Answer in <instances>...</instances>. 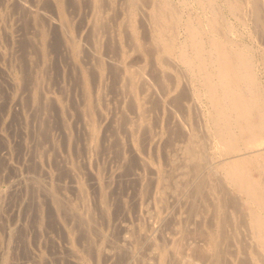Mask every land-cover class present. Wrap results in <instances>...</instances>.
<instances>
[{
	"label": "bare ground",
	"instance_id": "bare-ground-1",
	"mask_svg": "<svg viewBox=\"0 0 264 264\" xmlns=\"http://www.w3.org/2000/svg\"><path fill=\"white\" fill-rule=\"evenodd\" d=\"M72 1L77 2V0H72ZM46 2H48V1H46ZM55 2L57 3V15L55 13L56 11L55 12L52 11V13L54 12L55 16H57L56 17L57 19L55 18L56 19L55 21H53L54 18L53 19L51 18L52 15L51 16L49 15L50 12L48 13L45 9H42V10L39 9V10L35 11L32 15L28 14L27 16H29V15L31 16V18L29 17L28 20L31 21V22L30 21L29 22L31 23V26L33 27L34 31H36V34H39V36H38L39 39L38 40L36 39L38 42L40 39H41V41H43L44 39L45 40L48 39L46 37H47V34L49 32L47 31V33H46L45 30H47V29L44 30L45 26L43 28V24H44L43 22L47 21L46 23L52 24L58 31V38L61 41V43H60V41H59V43L60 44L63 43V45L66 47L65 50L68 51L69 48L71 49V45L72 44L74 45V38H73V35L70 31V26H69L70 20L67 19L66 14L63 10V7L66 5V3H65V5H63L64 2H62V0L61 1L55 0ZM73 2H72V4H73ZM84 2L83 3L86 5L85 7H87L88 11L91 12V19L88 21L87 29L85 27L86 33L83 36L85 38V43H83V45H81V46L78 45L76 51L77 52L81 51L80 53H83L85 55V57H87L86 59H88L89 66H91L90 67L91 69L89 68V66L87 67V69L88 68L90 69V71L88 72V70H87V72L89 74H90V72L92 73L91 78L93 77L94 78L93 81H95L96 84L98 85L97 89L102 86V89L101 88L100 89L103 91V89H104L103 86L107 87L106 85H109V89L111 88V91L112 92L115 91V93H117V95L118 94H120V95L124 94V95L128 96V98H129L128 104H130L132 106L133 113L135 112V116L131 115V114H133V113H131L130 114L131 119L127 118L129 115L127 116L125 113H127L128 110H131V109H126L127 111L125 112V109L122 106L125 102L124 100H123V102L121 101L122 99L119 100L122 102V104H120L121 102L119 103L121 105L120 107H118V105H117V107L120 110V111L118 110V112H119L118 115L121 114V116H118L116 119H118L119 117L120 118L123 117L122 120L124 121V123L120 119L121 123L119 122L120 123L119 126L121 125V127H122V123H123V128L125 131L124 136H126V134H127V136L131 134V136H130V141H131L132 139H134L133 133L136 132V134L139 135V133L142 132L143 134L145 133L144 135L146 136V132L148 131V128H149L148 123L149 122L147 121L146 117L143 118V115L146 113V111L149 108L146 110V108H144V107H146V105L145 106L143 105V104H145V103H143V100L139 101L138 99L145 94L144 95L145 97L142 99H144V100L148 99L147 100L148 102H149V100H151V102H152V100L155 99V102L157 103L156 99L160 100V102H161L160 98H162V97H161L160 93L161 94L167 93L169 105L167 103L164 105H166L167 109L166 108L165 109L169 111L170 115H167V116L165 115L164 118L167 117L165 119V121H168L167 119L169 118V121L167 124H169V123L170 124L167 126H169V128L171 129V132L169 131L170 130L169 129L168 132L170 133V135L168 133V135H167L168 137L166 136L167 138L162 137V139H163L162 141H164V139H166V141L167 140L170 141L171 139H173L174 140L173 143H175V146L170 149V146L172 145V141H170L171 144L167 145V146H169V149H167V148L166 149L171 150V151H167L166 156L164 157V158H166V160L164 159L166 162L165 163L166 166L164 165L166 167V169H165V167L163 169H165L166 171H160L161 169L157 170L156 168L155 169L150 168L152 172L154 171V173L155 172L158 173V175L161 177V179L164 182H166L168 180V182H166L165 184L168 183L169 185H167V186L165 184L163 185V186H165L166 189L169 190L168 186H170V190L168 191L169 193L163 187V189L165 190V191L164 190L163 191L167 193V194H164V192L161 189L162 188V185H161L162 181L160 183H158V181H160V180H158V178H157V180H158L157 184L161 185V188L159 187V189H160V191L163 192V195H164V197H163L164 199H162V201L160 200L161 203L162 202L166 203L165 198L167 196L165 197V195L170 194L169 197H171V200L174 201L172 203H175V205H178L180 207L179 204H182V203L181 202L179 203V201H183V204L185 202L184 205H186V204L188 205V210L193 209V207L199 201H201L200 203H198V205L201 204L206 210L201 205H200L202 207L201 212L203 214L200 212L201 209L197 208L198 207L197 205L195 206L196 207L195 209H197V210L200 209L199 212H200V215H202V217L200 216L202 218V220L204 219L203 215H204V217H206L209 215L208 214L209 212H212V214L210 213L211 215H209L211 217L210 222H208L209 221L208 220L206 223L207 224L209 223L210 227L215 229V231H213V232L207 231L205 229L206 227L205 228L203 227V226H207V225H203L202 227H198L201 229L202 228L205 229V230H201L200 233H199V230H198V233H197V231H194L197 235L200 234V236L203 240V241L202 240L201 241L203 243L202 242H199V243L195 242L196 244L192 243V245H187L188 247L184 246V245H182L180 247L178 244H176V241H177L176 237L178 235V239H179V233L180 232L178 233L176 231L178 234L175 233V234H177L176 237L175 236L173 237L172 235H171L172 237L170 236L171 238H174V239L172 240L170 238L169 241L171 242V244L168 246H165L166 249L161 247L162 244L159 243L161 245V246H159V247H161V249H160L161 252H159V254L156 252L157 253L156 256L157 255L158 256H157L156 261L154 260L155 263H153V264H165L166 261L168 260V257L170 260V261L168 260L169 264H231L232 260H230V258H228V253L229 252L231 253V251L232 252L237 251V252L241 253L240 255H238V258L240 261L237 258V260L240 262V264L241 263L242 264H264V148L261 146L262 138L264 137V92H263L264 90L262 91L259 84H258V78H257L258 76H257V72H256V65H257L256 62L258 60L254 61L253 53H251V49H249V47L247 46L248 43L247 42H246L247 44L242 43V42H244L242 40L243 38L239 39L238 37L233 36L234 34H232V31L235 29H233L232 23L228 19L229 17H227L228 15L231 16L233 18L232 20H236L237 22H240V25H241V23L247 21L249 23L250 27L252 28V32L258 34V31L261 32V30L263 29V26H261L262 25L261 23H264V21L262 19V17L264 18V0H84ZM19 3H20V5H22L21 1H19L18 3L16 2V4H18V5H19ZM80 3H81V0H80ZM24 4L22 5V8H24L23 7ZM26 4H25V6H26ZM69 4H71V3H69ZM31 7H33V6H31ZM27 8H28V6H27ZM27 8H25V11H27L28 13H31L32 10L29 12V10ZM36 8H38V7L36 6ZM40 8H41V6H40ZM54 8H55V6H54ZM32 9L34 10V8H32ZM23 11H24V9H23ZM72 12H73V10H72ZM118 15H120V16H118ZM117 17H119V18L117 21H115L114 18L117 19ZM134 19L138 22V25L140 26L139 30L141 32V37L143 38L142 40H144V42H145L144 43L145 47H146L145 50H144V44H143V46L141 44V43H143V41L142 42L139 41L138 33H137L138 30L136 31L135 25L133 24ZM110 20H112L113 22L115 21L116 23L112 24L110 22ZM261 21H263V22H261ZM243 25L241 27H243ZM53 26L51 28H53ZM83 26H84V24H83ZM111 26H112V28H111ZM22 27H24V26H22ZM46 27H47V25H46ZM234 27H235V25H234ZM77 28H80V27H77ZM235 28H238V27H235ZM50 32H52V31L50 30ZM252 32H249V33L251 34ZM32 33H33V31H32ZM36 34H34V35L36 36ZM31 35H33V34H31ZM101 35H102V37H101ZM235 35H236V33H235ZM27 36H28V34H27ZM251 37H253V36L251 35ZM240 38H241V36H240ZM253 38H252V40H254ZM29 39H30V41L33 40L31 38H29ZM241 40H242V42H241ZM53 42H54V40H53ZM45 45H46V41H45ZM61 47H62V45H61ZM38 49L40 50V46H39V48L37 47V50L36 49L35 50L38 51ZM256 49H254V50H256ZM44 51H45V49H44ZM67 53H68L67 56H69L70 53L69 52H67ZM139 53H141L142 55H139ZM132 54H138L139 56H142L143 60H139V62H137L136 64L131 63V62L129 63V61H127V60H129L130 57H128V56H131ZM64 56H65V54H64ZM127 57H128V59H126ZM142 57H140V59H142ZM43 58H44V56H43ZM28 59H29V57H28ZM69 60H71V59H69ZM26 62H27V60H26ZM72 62H73V64H75L74 61H72ZM147 63L154 65L156 67L155 73L148 74L149 72L146 71ZM39 64H40V62H39ZM27 65H28V63H27ZM46 67H47V65H46ZM69 67H70V65H69ZM72 67L74 70H76L75 67L72 66V64H71V68ZM31 72H32V70H31ZM40 73H42V72H40ZM38 76H40V75L38 74ZM91 78L89 77L88 79H91ZM149 80H151L153 82V88H150L151 85L149 87H146V85H147L146 83ZM103 81L105 82V84L103 83ZM33 82H36V80H34ZM81 83H82V81H81ZM90 83H91V81H90ZM82 85H81V87H82ZM92 85H93V87H95L94 82L92 83ZM148 88H150V89H148ZM136 89L138 90L137 92H142V91H140L141 89H143L144 91L146 90V91L144 93L143 92L141 93L142 96H140V95L137 96ZM170 89H172V91L170 94H168L167 91H169ZM82 92L84 93L83 98L85 99V101H84L82 98V100L84 101V104H85L84 113H85V116H87L89 118V105H88L89 94H88L86 89L85 90L83 89ZM97 92L98 91H96V95H94L95 92L93 94V96H94L93 105L94 106H97V103L99 102L98 98H100L99 96H97V95H99L98 93L100 92V90L98 93ZM83 93H82V95H83ZM115 95L116 94H114V96ZM102 96H103V94H102ZM44 97H45V95H44ZM122 97L123 96H118L117 98H122ZM152 97H153V99H150ZM165 98H167V97H165ZM128 100H127V102H128ZM164 101H167V100H164ZM45 102H46V99H45ZM43 103H44V101H43ZM156 103H155V105L157 107L158 104H156ZM36 105H38V104H36ZM153 105H154V103H153ZM153 105L151 104V106H153ZM128 108H130V107H128ZM160 108L162 109L164 107H160ZM144 109L146 111H144ZM97 111H98V109H97ZM143 111L145 113H143ZM177 113H179L181 118L179 117V115H178V117L176 116ZM164 114H166V112ZM81 116H82V113H81ZM133 116L138 117L137 118L138 120L135 119V122H134L132 120ZM81 118L82 117H80V119ZM127 119H129L131 121H129ZM83 120H84V123H83L84 127H82V128H85V129H87L86 131H88V129H89L88 126L90 124V120L88 121L86 117ZM113 121H114V119H113ZM117 121H114V122L117 123ZM129 122H131V123L134 122L133 126L130 124L132 127L130 125H128ZM116 123H114V125ZM107 125H109V124H107ZM117 125H118V123H117ZM165 125H166V123H165ZM64 127L65 126H63V128ZM110 127H111V125H110ZM115 127H116V125L112 126V129H116ZM121 127H119V128H121ZM63 128H62V131H64ZM65 129H66V127H65ZM108 130H110V129H108ZM134 130H135V132H134ZM114 131L115 130H113V133H114ZM122 131H123V129H122ZM116 132L114 133L115 136L117 135ZM137 132H139V133H137ZM109 133L112 134V132H109ZM65 134H66V132H65ZM67 135H65V136H67ZM150 135H151V133H150ZM163 136H165V135H163ZM107 138H108V136H107ZM114 138H116L115 144L116 143L120 144L119 148L122 147L123 144H121V143H123V141H121V138L119 139L118 136H116ZM114 138H113V140H114ZM126 138H128V137H126ZM135 138H136V136H135ZM164 143H162V144H164ZM167 143H168V141H167ZM86 144H87V142H86ZM166 144H165V146H166ZM83 145L85 146L84 143H83ZM88 146L89 145L87 144V148H88ZM162 147H163V150H165L163 145H162ZM209 148L212 149L213 152L215 153V154L213 153V156H210V154H208L207 150ZM132 152H134V151H132ZM120 154H121V152H120ZM122 154H125V153H122ZM163 154H164V152H163ZM36 155H38V154H36ZM120 156H119V158L121 160ZM136 157H137V160L139 162L138 163L136 160V162L138 163L136 165H139V164L146 165L144 157H142L141 155H137ZM127 160H129V159H127ZM164 160H163V162H164ZM35 163H36V161H35ZM122 164H123V162H122ZM36 165H37V163H36ZM120 166H121V164H120ZM42 167H43V165H42ZM145 167H144V169H145ZM147 167H149V166L147 165ZM138 168H142V166H140ZM40 169H41V167L39 168V170ZM253 169L257 170L255 172V173L258 172L257 175L253 174L254 173ZM70 171L72 172V170H70ZM147 171H149V170H147ZM137 172H136V175H134L135 173H133V170H132L133 176H135L136 178L133 177L132 173H131V177L136 179V181H137ZM140 173H142V172H140ZM140 173H138V174H140ZM150 175H148V176H150ZM154 175H156V177L158 176L157 174H154ZM127 176H130V173ZM156 177H153L154 179L152 178L150 180H154V182H155ZM141 178H142V176L139 177L140 181L142 180ZM127 179H129V178L127 177ZM147 179H149V177ZM165 179H166V181H165ZM139 180L137 182H139ZM132 181H130V182H132ZM73 182H76V181H73ZM144 182H142V185L144 184L143 187H146L145 186L146 182L145 183ZM151 182H153V181H151ZM36 184H38V183H36ZM70 184H72V182ZM147 184H148L147 187H149V186H151L152 183L149 184V180H148ZM136 185H138V184H136ZM132 186H133V184H132ZM139 186H140V183H139ZM154 186L156 187V184ZM76 187L77 188H75V191L77 190L78 191V192L76 191L77 194L79 193L77 196H80V198L84 199V197L86 195L84 187L81 186V184H79ZM69 188H71V187H69ZM138 188H142V187H138ZM153 188H151L150 190H153ZM47 189H45V190H47ZM143 189L145 190V193L147 194V192H146L147 188L146 189L143 188ZM143 189L140 190V193ZM155 189H157V188H155ZM231 189H233L234 192H231ZM138 190L139 189H136V191H138ZM158 190H156V191H158ZM48 192H49L48 194H49L50 201L52 202L51 204H54L53 207L56 209L55 212L58 213V210H61V204L60 203L62 201H61V199H60V202L58 201V199H57L58 197L56 196L57 193L55 194L53 192V190H51V188L49 189ZM152 192H150V196L154 197L155 192L154 191H152ZM138 193H139V191H138ZM140 193H139V195H140ZM151 194H153V196ZM186 195L191 196L190 200L188 199L189 196L187 197ZM143 196H145L144 193H143ZM194 196L201 197V200L199 199V201L196 202L195 200H197L198 198L196 197L197 199L193 200L192 198H194ZM0 197H1V195H0ZM158 197H160V196L157 195V197H155V198H158ZM143 198H145V197H143ZM147 198H149L148 195H147ZM155 198H154V200L156 201L157 199H155ZM160 198H162V197H160ZM69 199H71V198H69ZM69 199H68V201H69ZM86 199H87V197H86ZM168 199H170V198H168ZM158 201L159 200H157L156 202H158ZM73 202H75V201H73ZM78 202H79V200H78ZM143 202H144V200H143ZM45 203H43V205ZM38 204L39 203H37V205ZM62 204H64V203L62 202ZM98 204H100V203H98ZM67 205L68 204H66V206ZM130 205H132V204H130ZM160 205H158V206H160ZM17 206H18V203H17ZM35 206H36V204H35ZM75 206L73 207V205H71V206L68 205L67 210H68L70 215H76L77 214V217L79 218V220L82 221V223L84 221H86L90 216H92V213L89 211V209L86 210L87 211L86 213H85V211H84V213H82L83 212L82 211L79 214L77 212V210H78L77 208H76L77 210L75 211V209H74ZM101 206H102V203L100 204L99 207H101ZM124 206H122V207L124 208ZM126 206H128V205H126ZM183 206H181V207H183ZM175 207H177V206H175ZM154 208L157 209V207H154ZM159 208H162V207H159ZM159 208H158V210H160ZM183 208H182V210H183ZM185 208H186V206H185ZM36 209H37V207H36ZM43 209H45V208L43 207ZM126 209H128V208H126ZM131 209H133V208H131ZM170 210H172V209H170ZM176 210L180 211V209L179 210L176 209ZM182 210H181V212H182ZM188 210H186L187 212H189L187 214L190 215L191 210L190 211H188ZM39 211L41 212V210H39ZM98 211L103 213L102 210L101 211L98 210ZM203 211L204 212L209 211V212L208 213L205 212L207 214H204ZM35 212H36V210H35ZM95 212H96V210H95ZM146 212H148V211H146ZM30 213H31V211H30ZM153 213H155V212L153 211ZM178 213H180V212H178ZM193 213L194 212L192 211L191 214L193 215ZM63 214H65V213H63ZM156 214H158V211L156 212ZM196 214H198V213H196ZM54 215H56V214H54ZM57 215H56V217H57ZM124 215H125V213H124ZM142 215H143V213H142ZM162 215H160V216H162ZM172 215L173 214H171L170 216H172ZM118 216H119V214H118ZM135 216H137V215H135ZM191 216L189 217L190 218L189 220H191ZM39 217H40V215H39ZM125 217H127V216H125ZM147 217L148 216H146V218ZM162 217H164V215ZM180 217L182 218L183 216H181V214H180ZM186 217H188V215H186ZM42 218L43 217H40V219H42ZM62 218H64V217H62ZM181 218H179V219H181ZM183 218H185V217H183ZM201 218L199 220H201ZM36 219H37V217H36ZM55 219H57V218H55ZM174 219H175V214H174ZM179 219H175L176 221H173L175 223L177 222L178 226H179V224H183V223L178 222V221H180V222L182 221V219L181 220H179ZM205 219L207 220L208 218H205ZM33 220H31V221H33ZM48 220H50V219H48ZM61 220H63V219H61ZM64 220H67V219H64ZM64 220H63V222H65ZM76 220H78V219H76ZM189 220H187V221H189ZM152 221H154V220H152ZM159 221H161V219H159ZM165 221H166V219H165ZM171 221H172V219H171ZM171 221H170V223H171ZM193 221H195V220H193ZM29 222H30V219H29ZM43 222H45V221H43ZM48 222H50V221H48ZM69 222H70V220H69ZM88 222H89V225H91L90 224L91 221H88ZM183 222H185V221H183ZM192 222L187 223V225L192 223ZM202 222H203V224H205L204 220ZM54 223H57V222H54ZM75 224H77V223H75ZM83 224H85V223H83ZM197 224L198 223H196L195 225H197ZM209 224H208L207 228L209 227ZM158 225H159V223H158ZM193 225H194V222H193ZM195 225H194V227H195ZM201 225L202 224H200L199 226H201ZM185 226H186V224H185ZM71 227H70V230H71ZM87 227H89V226H87ZM98 227H100V226H98ZM19 228H20V226H19ZM52 228L55 229V227H52ZM85 228H86V226L84 228H82V230ZM90 228H89V230H90ZM150 228H152V227H150ZM179 228H180V226H179ZM182 228L185 230L184 225ZM192 228H189V231L185 230L188 233L184 232L186 234V236H189V238H190L189 232L193 231ZM209 228H208V230L212 229V228L211 229H209ZM37 229H39V228H37ZM58 229H59V227H58ZM171 229H173L172 232L174 233L175 232L174 226H173V228L171 227ZM82 230H81V232H82ZM123 230H126V229H123ZM137 230H138V228H137ZM166 230H168V229H166ZM72 231H74V229ZM102 231H100V232H102ZM94 232H95V230H94ZM167 232H169V231H167ZM39 233H41V232L39 231ZM75 233H77V232H75ZM120 233H121V231H120ZM184 233H183V236H185ZM138 234H140V233H138ZM175 234H173V235H175ZM192 234H193V232L191 233V236H192ZM78 235L79 234H77V236ZM135 235L137 236V234H135ZM146 235H148V234H146ZM85 236H86V234H85ZM161 236H163V235H161ZM183 236H182V238H183ZM198 236H196V237H198ZM87 237H89V236L87 235ZM63 238H61V239H63ZM147 238H150L149 241L152 242V244H154V245L156 244L155 242L153 243V240H152L153 238H151L149 236H147ZM182 238L180 236V243L183 242V241L181 242V240L185 241V239H182ZM186 238H188V237H186ZM65 239L67 240L66 237H65ZM142 239H145V238H142ZM154 239H155V237H154ZM168 239H169V236H168V238H166V240H168ZM190 239H189V241H190ZM194 239H195V237H194ZM199 239H197V240H199ZM81 240L83 241V238ZM90 240H91V238H90ZM147 240H146V242H148ZM156 240H157V238H156ZM126 241H128V240H126ZM189 241H188V243H189ZM67 242H69V241H67ZM150 242H148V243H150ZM164 242H165V240H164ZM88 243L90 244V242H88ZM200 243H202V244H200ZM168 244H169V242H168ZM103 245H105V244H103ZM108 245H109V242H108ZM156 245H158V244H156ZM164 245H166V244L164 243ZM128 246H129V243H128ZM68 247L70 248V246H68ZM68 247H67V249H68ZM91 247H93V246H91ZM107 247H109V246H107ZM182 247L187 248L188 250H185ZM117 249H118V247H117ZM129 250H131V249H129ZM67 251L68 252L70 251V252H72V254L75 255L73 248H71L70 250H67ZM125 251H127V250H125ZM93 253H95V251ZM72 254L70 253V255H72ZM76 254H78V253H76ZM139 254H138V256H141ZM134 256H136V255L134 254ZM124 257L122 259H124ZM132 257L130 259H132ZM75 258H77V257H75ZM166 258H167V260H166ZM112 259H114V257ZM112 259H111V262L113 261ZM75 260L76 259H74V263H76ZM137 260L140 261L138 258H137ZM235 260H236V258H235ZM71 261H72V259H71ZM136 261H134V262H136ZM238 261H236V262H238ZM77 263H80V261L79 262L77 261ZM124 263H125V261H124ZM235 264H238V263H235Z\"/></svg>",
	"mask_w": 264,
	"mask_h": 264
},
{
	"label": "rangeland",
	"instance_id": "rangeland-1",
	"mask_svg": "<svg viewBox=\"0 0 264 264\" xmlns=\"http://www.w3.org/2000/svg\"><path fill=\"white\" fill-rule=\"evenodd\" d=\"M19 1H21L22 5L24 3L25 4L27 3L26 6L24 4V6H23L24 8H22V5H20V3H19V5L16 4V2L18 3ZM35 1L36 0H26V1L25 0H14V1L13 0H0V195H1V197H0V264H27V263L28 264H71V263L72 264H113V263L114 264L115 263L116 264L117 263L118 264H129V263L130 264H135V263L136 264H147L148 262H149L148 264H150V263L153 264V263H155L157 256H158V255L156 256V254L157 253L159 254V252H161L160 251L161 247L166 249L165 246H168L171 244V242L169 241L170 238L172 236L176 237V235L179 232H180L179 233V239H178V235H177V237H176L177 241L176 240L175 241H176V244H178L180 247L182 245H184V246L192 245V243L194 244L195 242L196 243L202 242L203 240H202L200 234H198L199 235L198 236L194 231H197V233H198V230L200 233L201 230H205V229L207 231H212V232L215 231V229L210 227L209 223L208 224H209L210 228L209 227L208 228L209 229L212 228V229L208 230V228H207L208 224L206 223L208 220H209L208 222H210L211 217L209 215H211L212 212L205 211L207 213L209 212L208 213L209 215L208 216L205 215L206 217H204V215H203V218H204L203 220L205 221L204 222L205 224H203V222H202L203 220L201 218L202 215H200V212L202 211L201 208L203 206L201 204L198 205V203L201 202V201H199V199L201 200V197H199V196H194V198H192V199L194 200V199L198 198L195 201L196 202L199 201L196 205L198 206L197 208H200L201 210L195 209L196 208L195 207L196 205H195L193 207V209L189 208L191 210L190 215L187 214L189 212L186 211V210H188V205L187 204L184 205L185 202L183 204V201H179V203L180 202L182 203V204H179L180 207L178 205H175V203H172L174 201L171 200V197H169L170 194L165 195V197L167 196L166 197L167 199L165 198L166 203H163V202L161 203L162 199H164L163 198L164 197L163 192L165 190L168 192L170 190V186H168L169 190L166 189L165 186H163V185L166 182H168V180L166 181V179H165L166 182H164L161 179V177L158 175V173H156V172L154 173V171L153 172L151 171V169H153V168L154 169L156 168L157 170L161 169L160 171H166L165 170L166 169V167H165L166 166L165 165L166 158H164V157L166 156L167 151H171V150H167V149H169V146H167V145L171 144L170 141H172V145L170 146V149L175 146V143H173V141H174L173 139H171L170 141L167 140L168 143H167L166 139H164V141H162L163 140L162 137L165 138L169 133L168 130L170 129L169 126H167L170 124V123L167 124L169 121V118L167 119L168 121H165V119L167 117L164 118L165 115L166 116L170 115L169 111L166 110L167 109L166 105H164L166 103L168 104L167 93H164L165 95L160 93V95L162 97V98H160L161 102H160V100L156 99V101H157V103H156L155 99H153V97L150 98V99H153L152 102H151V100H149V102H148L147 101L148 99L147 100L142 99L145 97L144 96L145 94L143 96L141 95V93L142 92L144 93L146 90L144 91L143 89H141L140 91H142V92H137L138 90L136 89L137 96H139V95L142 96L140 98L138 97L139 98L138 100L139 101L143 100V103H145L143 105L144 106L146 105V107H144V108H146V110L149 108L147 111L144 109V111H146V113L143 111V113L146 114V115L145 114L143 115V118H145V117L147 118V121L149 123L147 121L146 122L149 124L148 125L149 128L147 131L148 133L146 132V136L144 135L145 133L143 134L142 132H140V133L137 132V133H139V135H137L135 130H134V132H135V133H133L134 139H132L130 141L131 134L128 136L126 134V136H124L125 131L123 128V123H124V121L122 120L123 117H121V118L119 117L118 119H116L118 116H121V114L118 115L119 114V112H118L119 108L118 107L121 106L120 104H122L123 100L126 102V103L124 102V104L122 105L125 109V112L127 111L126 109H131V110H128L127 113H125L127 116L129 115L127 118L131 119L130 114L133 113V109H132V106L130 104H128L129 103L128 96L124 95V94L123 95L122 94L117 95V93H115L114 90H113L114 92H112L111 88L109 89V85H106L107 87L103 86V88H104L103 91L101 90L102 86L97 89L98 85L96 84L95 81H93L94 78L93 77H92L93 79L91 78L92 73L91 72H90V74L88 73L91 69L90 68L91 66H89L88 59H86L87 57H85V55L83 53H80L81 51L80 52L76 51L78 45L81 46V45H83V43H85V38L83 36L86 33L85 30L87 29L88 21L91 19V12L88 11L87 7H85L86 5L84 4L85 3L84 0H81V3H80V0H77V2H73L72 0H64V1L62 0V2H64L63 5H65V3H66V5L64 6L65 8L63 7V10L66 14L67 19L70 20L69 21L70 22L69 23L70 31H71L73 38H74V45L72 44L71 49L69 48L68 51L65 50L66 47L63 45V43L60 44L61 41L58 38L57 29L52 24L46 23L47 21L43 22L44 23L43 28L45 26L44 30L47 29V30H45L46 33H47V31L49 32L47 34V37H46L48 39H46V40L44 39L46 41V45H45L44 40L41 41V39H40L39 40L40 43L37 41L39 39V37H38L39 34H36V31H34L33 27L31 26V23H30L31 21L28 20L29 17L31 18V16L30 15L27 16V15L28 14L32 15L35 11H37L39 9L40 10L45 9L48 13L50 12L49 15L50 16L52 15L51 18L52 19L54 18L53 21H55L57 19L56 18L57 16H55V13L57 15V3L55 2V0H45V1L44 0H41V1L37 0L36 2ZM46 1H48L49 3ZM72 2L74 5L72 4ZM69 3H71V4H69ZM27 6H28V8H27ZM31 6H33V7H31ZM36 6L38 8H36ZM40 6H41V8H40ZM54 6H55V8H54ZM25 8H27L29 10V12L32 10L31 13H28L27 11H25ZM32 8H34V10ZM23 9H24V11H23ZM72 10H73V12H72ZM52 11H54V12L56 11V12L52 13ZM118 16H120V15H118ZM227 17H229L228 19L232 23L233 29H235L232 31V34H234L233 36L238 37L239 39L243 38L242 40L244 42H242V40H241V42L244 44L248 43L247 46L249 47V49H251V53H253L254 61L258 60L256 62L257 63L256 72H257V76H258L257 77L258 78V84H259L261 90L263 91L264 90V23H261L262 24L261 26H263V29L261 30V32L258 31V34H256V33L252 32V28L250 27V25L247 21H245L246 23L243 22L240 25V22H237L236 20H232L233 18L231 16L228 15ZM115 18H114V20L117 21L119 17H117V19H115ZM262 19L264 21L263 17H262ZM115 21L113 22L112 20H110V22L112 24L116 23ZM263 21H261V22H263ZM136 22L137 21L134 19L133 24L135 25L136 31L138 30L137 33H138L139 41L140 42L143 41V43H141L143 46V44L145 42H144V40H142L143 38L141 37V32L139 30L140 26L138 25V22L137 23ZM83 24H84V26H83ZM46 25H47V27H46ZM234 25H235V27H238V28H235ZM242 25H243V27H241ZM22 26H24V27H22ZM52 26H53V28H51ZM77 27H80V28H77ZM85 27H86V29H85ZM111 28H112V26H111ZM31 30L33 31V33ZM50 30L53 33L50 32ZM248 31L252 32V33L250 34ZM235 33H236V35H235ZM27 34L29 37L27 36ZM31 34H33V35H31ZM34 34H36V36L38 38ZM251 35L254 38L251 37ZM240 36H241V38H240ZM101 37H102V35H101ZM29 38L33 39V40H31L32 42L30 41ZM252 38L254 40L255 39L256 40L254 41V40H252ZM53 40H54V42H53ZM59 41H60V43H59ZM61 45H62V47H61ZM39 46H40V50L38 49V51H39L38 52L36 50H37V47L39 48ZM44 49H45V51H44ZM145 49H146V47L144 44V50ZM254 49H256V50H254ZM67 52L70 53L69 56H67L68 55ZM64 54L66 57L64 56ZM139 55H142V54L139 53ZM139 55L138 54H132L131 56H128L130 58L127 61H129V63L131 62V63L136 64L137 62H139V60H143V57L139 56ZM43 56H44V58H43ZM28 57H29V59H28ZM128 57L126 59H128ZM140 57H142V59H140ZM69 59H71V60H69ZM26 60H27V62H26ZM72 61H74L75 64H73ZM39 62H40V64H39ZM27 63H28V65H27ZM71 64H72V66L75 67L76 70H74L73 67L71 68ZM46 65H47V67H46ZM69 65H70V67H69ZM88 66L90 69L89 68L87 69ZM146 67H147L146 71L149 72L148 74H150V73L153 74L156 72V70H155L156 67L154 65L147 63ZM31 70H32V72H31ZM87 70H88V72H87ZM40 72H42V73H40ZM38 74L40 76H38ZM88 76L92 80L88 79L89 78ZM32 80L33 81L36 80V82H33ZM81 81H82V83H81ZM90 81H91V83H90ZM92 81L94 82L95 87H93ZM103 83L105 84L104 81H103ZM146 84L148 85V86L146 85V87H149L151 85L150 88H153V82L151 80L147 81ZM81 85H82V87H81ZM82 88L84 90L86 89L88 94H89V103H88V105H89V118L87 116H85V113H84V108H85L84 101H85V99L83 98L84 93L82 92L83 91ZM150 88H148V89H150ZM95 90L98 92L100 90L99 93L97 92L99 94L97 96L100 97V98H98L99 102L97 103V106L93 105V100H94L93 94H94V92H95L94 95H96ZM171 91H172V89L167 91L168 94H170ZM82 93H83V95H82ZM102 94H103V96H102ZM114 94H116L117 96L116 95L114 96ZM44 95H45V97H44ZM118 96H123V97L117 98ZM165 97H167V98H165ZM44 98L46 99V102H45ZM82 98L84 101L82 100ZM119 100H121L122 102ZM127 100H128V102H127ZM164 100H167V101H164ZM43 101H44V103H43ZM153 103H154V105H153ZM155 103L158 104L157 105L158 108L156 107ZM36 104H38V105H36ZM151 104L153 106H151ZM117 105H118V107H117ZM128 107H130V108H128ZM160 107H164V108L161 109ZM97 109L99 112L97 111ZM165 112H166V114H164ZM81 113H82V116H81ZM131 115L135 116V112ZM178 115H179V113L176 114L177 117H178ZM80 117H82V118L86 117L88 121L90 120V124L88 126V128H89L88 131H86L87 129L82 128V127H84V124H83L84 118L83 119L81 118L82 119L81 120ZM133 117H132V120L135 122V119H137L138 117H134V118ZM179 117H180V115H179ZM113 119H114V121L118 120L117 121L118 125L116 122L113 121ZM120 119L123 122L122 127H121V125L119 126V124L121 123ZM127 120H129V119H127ZM129 121H131V120H129ZM109 122L110 123L111 122L116 123L115 124L116 129H112V126H115V125H114V123L110 124ZM134 122H132V123L129 122L128 125L131 124L133 126ZM165 123H166V125H165ZM107 124H109V125H107ZM110 125H111V127H110ZM63 126H65L66 129H65V127L63 128ZM119 127H121V128H119ZM62 128L64 131H62ZM108 129H110V130H108ZM122 129H123V131H122ZM113 130H115L114 133L117 130L119 131V132L118 131L116 132V134H117L116 136H118L119 139L121 138V141H123V143H121V144H123V146L121 145L122 147H120V148H119L120 144H117V143H116L117 145L115 144L116 138H114V137H116V136L113 133ZM169 131L171 132V129ZM65 132H66V134H65ZM109 132H112V134L114 136L112 134H110ZM150 133H151V135H150ZM65 135H67V136H65ZM163 135H165V136H163ZM169 135H170V133H169ZM107 136H108V138H107ZM135 136H136V138H135ZM126 137H128V138H126ZM113 138H114V140H113ZM86 142L89 145L88 148H87ZM83 143L85 144V146L83 145ZM162 143H164V144H162ZM165 144H166V146H165ZM162 145L164 146L165 150H163ZM261 146L264 148V137L262 138ZM131 150L134 152H132ZM120 152H121V154H120ZM163 152H164V154H163ZM207 152H208V154H210V156H213L214 152L212 149L209 148L207 150ZM122 153H125V154H122ZM36 154H38V155H36ZM137 155H141L142 157L145 158L144 160L146 162V165L139 164L140 166H142V168H138L140 166L136 165L139 163L137 160V157H136ZM119 156L121 157V160H120ZM127 159H129V160H127ZM136 160L138 163L136 162ZM163 160H164V162H163ZM35 161H36L37 165H36ZM122 162H123V164H122ZM41 164L43 165L44 168L42 167ZM120 164H121V166H120ZM147 165L149 167H147ZM37 166L39 168L41 167V169L39 170V168ZM144 167L146 170L144 169ZM164 167H165V169H163ZM70 170H72V172ZM132 170H133V173H135L134 175H136V172L139 170L137 172V181L139 180L140 176H142L141 179L143 181L139 180V182H137L136 179L133 178L135 176H133ZM147 170H149V171H147ZM253 170H252L254 172L253 174L257 175L258 172L255 173L257 170H255V169H253ZM140 172H142V173H140ZM129 173H130V176H127ZM131 173H132L133 177H131ZM138 173H140L141 175ZM153 173L157 174L158 176L156 177V175H154ZM148 175H150V176H148ZM127 177L129 179H127ZM148 177H149V179H147ZM153 177H156L155 182H154V180H150ZM157 178L160 181H158ZM148 180H149V184L152 183L151 186H149V187H147L148 186V184H147ZM73 181H76V182H73ZM130 181H132V182H130ZM144 181L147 184V185L145 184L146 187H143L144 184L142 185V182H144ZM151 181H153V182H151ZM157 181H158V183H160L162 181L161 182L162 188H161L160 184H157ZM71 182H72V184H70ZM36 183H38V184H36ZM139 183H140V186H139ZM79 184H81V186H83L85 189V193H86V195L84 197L85 200L80 198V196H77L79 193L77 194L78 191L77 190H76L77 192L75 191V188H77L76 186H78ZM132 184H133V186H132ZM136 184H138V185H136ZM155 184H156V187L154 186ZM165 185L167 186L169 184L167 183ZM69 187H71L72 189ZM138 187H142V188H138ZM159 187L162 189V191L164 190L163 187L165 188V190L162 192V191H160ZM44 188L45 189L48 188V189L45 190ZM50 188H51V190H53V192L55 194L57 193L56 196L58 197L57 198L58 201L60 202V199H61V201L64 203V204H62V202L60 203L61 204V210H58V213L55 212L56 209L53 207L54 204H51L52 202L50 201V198H49V194H48L49 192L48 191ZM143 188H145V189L147 188L146 189L147 194L145 193V190ZM151 188H153V190H150ZM155 188H157V189H155ZM136 189H139L138 190L139 193H140V190L143 189L141 191L140 195H139L138 191H136ZM156 190H158V191H156ZM152 191L155 192L156 196L155 195H154V197L150 196V192H152ZM142 192L144 193L145 196H143ZM231 192H234V190L231 189ZM153 194H151V195L153 196ZM164 194H167V193L164 192ZM147 195L149 198H147ZM157 195H159L162 198H160V197L155 198V197H157ZM142 196L145 198H143ZM186 196L188 197L189 195H186ZM68 197L71 199H69ZM86 197H87V199H86ZM190 197L191 196L188 197L189 200H190ZM154 198L159 200V201L156 202L157 200L155 201ZM168 198H170V199H168ZM68 199H69V201H68ZM78 200H79V202H78ZM143 200H144V202H143ZM73 201H75L76 203ZM17 203H18V206H17ZM37 203H39V204L37 205ZM43 203H45V204L43 205ZM98 203H100V204L102 203V206L99 207L100 204H98ZM35 204H36V206H35ZM66 204H68L69 206L73 205V207L76 205L74 209H75V211L78 209L79 211L77 210V212L79 214L82 211H83L82 213H84V211L86 213L87 212L86 210L89 209V211L92 213V216H90L91 218L89 217L86 221L83 222L85 224H83L82 221L79 220V218L77 217V214L76 215H70L69 214V212L67 210L68 205L66 206ZM130 204H132V205H130ZM126 205H128L129 207ZM158 205H160V206H158ZM122 206H124V208ZM175 206H177V207H175ZM181 206H183L184 208ZM185 206H186V208H185ZM36 207H37V209H36ZM43 207L45 209H43ZM154 207H157V209H155ZM159 207H162V208H159ZM126 208H128V209H126ZM131 208H133V209H131ZM158 208L160 210H158ZM175 208L178 210L180 209V211H177ZM182 208L185 212L182 210ZM34 209L36 210V212ZM170 209H172V210H170ZM39 210H41V212ZM95 210H96V212H95ZM98 210H100V211L102 210L103 213L99 212ZM167 210L168 211L170 210V211L168 212ZM181 210H182V212H181ZM190 210H188V211H190ZM199 210H200V212H199ZM30 211H31V213H30ZM132 211L133 212L135 211V212L133 213ZM146 211H148V212H146ZM153 211L155 213H153ZM157 211H158V214H156ZM192 211L194 213L197 211L196 213H198V214L195 213L196 214L195 215L193 213V215H192L191 214ZM178 212H180V213H178ZM205 212H204V214H207ZM63 213H65V214H63ZM124 213H125V215H124ZM142 213H143V215H142ZM38 214L40 215V217H43V218L40 219ZM54 214H56V215L58 214L57 217ZM118 214H119V216H118ZM162 214L164 215V217H162L163 216ZM171 214H173V215L170 216ZM174 214H175V219L181 218L180 214H181V216L185 217V218L182 217L183 219L181 218L182 219L181 222L177 220L179 223H183V224H179L180 228H179L177 222L176 223L173 222V221H176L174 219ZM135 215H137V216H135ZM160 215H162V216H160ZM186 215H188V217H186ZM125 216H127V217H125ZM146 216H148V217L146 218ZM190 216H191V220H189ZM36 217H37V219H36ZM62 217H64V218H62ZM32 218L33 219L35 218V219L33 220ZM55 218H57V219H55ZM200 218H201V220H199ZM205 218H208V219L206 220ZM29 219H30V222H29ZM48 219H50V220H48ZM61 219H63V220L67 219L68 221L64 220L65 222H63V220H61ZM76 219H78V220H76ZM159 219H161V221H159ZM165 219L167 222L165 221ZM171 219H172V221H171ZM181 219H179V220H181ZM186 219L189 221H187ZM31 220H33V221H31ZM69 220H70V222H69ZM152 220H154V221H152ZM193 220H195V221H193ZM43 221H45V222H43ZM48 221H50V222H48ZM88 221H91V223H90L91 225H89ZM170 221H171V223H170ZM183 221H185V222H183ZM192 221L194 222V225L196 223H198V224L195 225V227H194ZM54 222H57V223H54ZM189 222H192V223L187 225V223H189ZM75 223H77V224H75ZM158 223H159V225H158ZM199 223L202 225L199 226L200 225ZM185 224L187 227L188 226L189 227L187 228L185 226ZM84 225L86 226L87 229L85 228L82 230V228L85 227ZM183 225H184L185 230H188V231H189V228L193 227L192 228L193 231L189 232L191 239L189 238V236H186L185 233H188V232H186L182 228ZM203 225H207V226H203ZM19 226H20V228H19ZM87 226H89V227H87ZM98 226H100V227H98ZM173 226H174V230H175L174 233L172 232L173 229H171V227L173 228ZM202 226L204 228L205 227L206 228L205 229L204 228H202V229L198 228V227H202ZM52 227H55V229ZM58 227H59V229H58ZM70 227H71V230H70ZM150 227H152V228H150ZM37 228H39V229H37ZM89 228H90V230H89ZM137 228H138V230H137ZM73 229H74V231H72ZM123 229H126V230H123ZM166 229H168V230H166ZM179 229L180 230L182 229V230L180 231ZM81 230H82V232H81ZM94 230H95V232H94ZM97 230L99 232L102 230L103 231L99 233ZM39 231L41 233H39ZM120 231H121V233H120ZM167 231H169V232H167ZM75 232H77V233H75ZM192 232H193V234L191 236ZM84 233L86 234V236ZM138 233H140V234H138ZM175 233H177V234H175ZM183 233L186 237H188L190 239V241L191 240L192 241L190 242L188 238L183 236ZM77 234H79V235L77 236ZM135 234H137V236L140 239ZM146 234H148V235H146ZM173 234H175V235H173ZM87 235L89 237H87ZM161 235H163V236H161ZM147 236L153 238L152 239L153 243L155 242L158 245L155 244L156 245L155 246L154 244H152V242L149 241L150 238H147ZM168 236H169V239L166 240V238H168ZM180 236H181V238L183 236L182 239H185V241L181 240V242L183 241L182 243H180ZM196 236H198L200 239ZM65 237L67 238V240L65 239ZM154 237H155V239H154ZM194 237L196 240L194 239ZM61 238H63V239H61ZM82 238H83V241L81 240ZM90 238H91V240H90ZM142 238H145V239H142ZM156 238H157V240H156ZM171 239L173 240L174 238H171ZM197 239H199V240H197ZM126 240H128V241H126ZM146 240L150 243L146 242ZM164 240H165V242H164ZM67 241H69V242H67ZM188 241H189V243H188ZM88 242H90V244ZM108 242H109V245H108ZM168 242H169V244H168ZM128 243H129V246H128ZM159 243H161L162 246ZM164 243L166 245H164ZM202 243H200V244H202ZM103 244H105V245H103ZM106 245L109 247H107ZM68 246H70V248ZM91 246H93V247H91ZM159 246H161V247H159ZM67 247H68V249H67ZM117 247H118V249H117ZM71 248H73L75 255L72 254V252L67 251V250H70ZM128 248L131 250H129ZM183 249L188 250L187 248H183ZM125 250H127V251H125ZM94 251H95V253H93ZM117 251L118 252L120 251L121 253L120 252L118 253ZM234 252L231 251V253L230 252L228 253V258H230V260H232L231 264H235V263L240 264V262H239L240 260L238 258V255H240L241 253H239L237 251H234ZM70 253L72 255H70ZM76 253H78V254H76ZM137 253L138 254L140 253L139 255H141V256H138ZM134 254L136 256H134ZM75 257H77V258H75ZM113 257H114V259H112ZM123 257H124V259H122ZM131 257H132V259H130ZM70 258L72 259V261ZM73 258L76 259L75 260L76 263H74ZM137 258L140 261H138ZM235 258H236V260H235ZM237 258L239 261L237 260ZM111 259L113 260L112 262H111ZM166 260H167V258H166ZM168 260H169V257H168ZM168 260L166 261L167 264H169ZM77 261L78 262L80 261V263H77ZM124 261H125V263H124ZM134 261H136V262H134ZM236 261H238V262H236Z\"/></svg>",
	"mask_w": 264,
	"mask_h": 264
}]
</instances>
